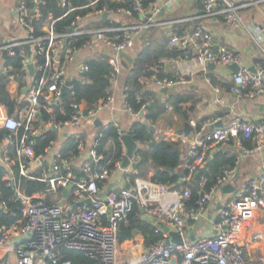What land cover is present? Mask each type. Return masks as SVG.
I'll return each mask as SVG.
<instances>
[{
    "label": "built area",
    "instance_id": "2783aa9c",
    "mask_svg": "<svg viewBox=\"0 0 264 264\" xmlns=\"http://www.w3.org/2000/svg\"><path fill=\"white\" fill-rule=\"evenodd\" d=\"M169 1L152 0L145 6L142 0H129L127 6L90 10L75 15L67 31H57L55 21L61 16L54 17L45 10L46 0H17L15 21L24 28L25 36L0 45V70L8 73V90L16 77L10 72L11 66L5 62L6 58L18 56L21 70L28 71L30 63L33 70L26 76L24 86L20 88L17 84L16 91L10 92L15 103L23 100L24 104L17 105L15 112L9 113L0 103V129L5 130L0 140L2 179L13 186L12 199L18 203L17 211L12 212L14 221L7 227L0 226V264H72L65 258L64 250L81 251L88 261L80 264H264V159L256 177L250 179L242 191L230 197L227 195L219 203L217 217L211 223L214 232L190 239L186 225L204 216V208L214 198L217 189L231 181L235 167L223 169L212 184H208L205 174L200 175L193 204H189L190 186L169 188L165 183L139 176L134 167L125 171L118 190L101 195L98 182L121 165L125 147L122 143L121 155L111 162L112 166L107 161L105 165L94 167L93 162L103 158V153L98 150L95 133L88 138L83 125L93 128L94 116L113 102V95L110 93L98 99L90 107H84L81 102L71 103L72 111L68 117L58 118L56 115L64 114L62 91L66 79L69 80L67 91L73 94L71 80L87 82V59L95 52L106 55L112 70L110 79L113 80L121 67L120 53L129 49L135 36L143 30L177 22L158 18L159 3L163 5ZM60 3L64 4L65 0ZM246 4L237 0H201V15H217L227 25L245 27L239 9ZM105 13L108 21L105 25L86 23V20L92 18V21ZM109 13L123 18L115 21L109 18ZM195 18L197 16H192L190 20ZM33 20H44L40 33H35ZM263 30L264 23L253 29L246 27L257 42L263 39ZM80 36L84 39L78 44ZM99 45L102 51H98ZM166 46L179 52L162 57L160 61L169 60L179 65L182 75L157 77L149 81L154 88L188 83L191 75L206 71L209 63L229 66L240 60L239 52L225 45H214L211 33L201 26L193 30L170 31ZM230 79L228 91L239 98L251 100L257 94H264V59L253 69L239 65L231 72ZM25 86L27 90L21 98ZM214 91H219L216 86ZM122 98L127 110L136 113L126 103L125 87ZM214 100L218 101V98ZM187 122L191 130L173 136L186 146V171L181 181L187 183L193 180L213 146L235 143L241 151L252 152L262 142L248 147L242 139H264V113L255 122L239 116L229 123L212 127L195 117ZM113 127L121 142L122 135L130 133L116 121H113ZM48 131L52 132V137H46ZM68 136L76 142L74 152H62V144ZM38 140H47V143L41 152L36 153L34 147ZM135 157L137 155L133 156V161ZM35 160L38 163L32 165ZM16 176L43 181L46 187L27 194L16 185L15 181H19ZM69 183L72 186L64 193ZM133 204L160 217L168 228L181 236V242L169 239L167 242L162 235L145 251L123 257L119 250V225ZM2 206L5 204L0 201Z\"/></svg>",
    "mask_w": 264,
    "mask_h": 264
},
{
    "label": "crops",
    "instance_id": "0c3cea01",
    "mask_svg": "<svg viewBox=\"0 0 264 264\" xmlns=\"http://www.w3.org/2000/svg\"><path fill=\"white\" fill-rule=\"evenodd\" d=\"M237 2L247 3L239 9L242 16L243 26L245 27L227 25L222 21L221 17L217 15H201L202 12H198L199 10L202 11L201 0H170L163 5L159 3L160 9L158 18L160 20H177V23L180 25L176 26L174 31L193 30L196 26L205 28L211 33L214 45H225L228 49L240 53V60L237 63L238 65L254 67L255 64L262 62L264 59V36L260 42H257L246 31V27L249 26L253 29L255 26L264 23V0H237ZM16 3L17 0H0V45L8 40L23 39L25 36L24 28L15 21ZM108 16L115 21L123 18L121 15L115 13H109ZM192 16H197V18H195L194 21H191L190 17ZM94 23L95 21L92 22V24ZM172 25H165L151 30H143L133 38L129 49L127 50L132 59L128 62L127 67H124L121 63L119 72L112 80L111 94L113 95L114 100L112 103H109L96 113L93 118V128L94 126H102L116 121L123 129H126L134 120L141 117L138 113L128 111L122 98L128 66L147 43V39L150 34L154 33L155 35H159V31H165L168 36V33L172 31ZM166 43L167 40L163 45L164 51L174 50L168 49ZM174 54H176V52ZM162 57L164 58V56H161L158 59ZM166 61L168 62L167 67L164 65V62L162 63L161 71L163 74L174 76L173 78L178 77L180 74L182 75L179 65H176L169 60ZM231 67L232 66L230 65H217L214 66L213 69H210L208 66L206 71H199L191 75V79L188 83L174 86L175 90L168 91L166 94L161 93V99L165 100L167 99V96L174 91L179 89H188V91L196 95L198 101L195 102L194 110L188 118H181L172 113V108L168 105L166 113L170 115V118L167 119L161 117L157 121L153 122V125L151 126L155 138H170L175 140L173 136L176 131L178 129H182L184 127V123L191 117H195L197 121L208 122L209 127L211 125V121L215 120L214 124L219 122H221V124H226L237 116L254 122L257 121L264 113V94H257L253 99L246 100L229 92L228 86L231 80L230 74L233 72ZM147 70L148 75L146 76L148 77H143L145 76L143 75L141 76V79L144 81L146 80L147 84H149V81L151 82L154 78H157L156 74L160 71L151 65H147ZM209 71L212 72L210 75L208 73ZM214 86L218 88V93H215ZM16 89L17 83L16 81H13L9 86V92L13 93L12 91H16ZM215 97L218 98V101L214 100ZM184 105L185 104H183V107ZM93 128L88 125H83V129L88 132L86 135L88 138H90ZM243 140L245 139H242V141ZM257 142H262V144L259 148H254L252 152L241 151L235 143H230L227 146H213L209 150L205 157L204 164L212 160H217L218 163H221L220 160L225 154L227 156L234 157L233 167H235L236 171L233 178L229 182L234 184L235 190L230 194H223L220 188L217 189L214 198L204 208V216L198 221L188 222L186 225L189 235L188 237L190 239H192L195 235H209L213 233L214 230L211 227V223L212 220L217 217L216 215L219 203L224 201L227 195L230 197L232 194L242 191L247 182L253 177H256L259 172L260 164L264 159V139L258 140L257 138H251V144L247 145L248 147H251ZM111 145L112 142L107 140L105 147L107 148ZM182 152L181 163L177 169L179 173H183L182 170L186 168L187 151L184 144ZM132 161L133 158L130 160L127 167H121V165L114 167L106 179L98 182V186L101 188V195H104L109 190H118V188L121 187L120 185L122 184L125 171H129L133 167ZM229 167L232 166L222 163L220 164L221 172L223 169ZM202 168L203 164L199 169L201 170ZM77 173L78 170L75 174ZM151 175L152 171L148 170L146 176L142 177L150 178ZM179 177L181 180L182 176L179 175ZM136 210V214L139 219L143 222H149L152 225L157 226L158 229L156 231L159 230L163 237L165 236L167 241L168 239L171 240V233L174 231L168 228L160 217L142 211L137 205ZM164 227H167V230H164ZM119 241L121 244L123 243L125 245L124 251L122 250L123 254L120 252L123 257L132 256L145 251L153 244L145 242V235L139 224L130 225L126 228L125 235L122 238L119 237ZM119 250L121 251V249Z\"/></svg>",
    "mask_w": 264,
    "mask_h": 264
},
{
    "label": "trees",
    "instance_id": "16d2710c",
    "mask_svg": "<svg viewBox=\"0 0 264 264\" xmlns=\"http://www.w3.org/2000/svg\"><path fill=\"white\" fill-rule=\"evenodd\" d=\"M93 0H65L64 4H61L57 0H46L45 10L50 11L54 17H60L55 21V29L57 31H64L71 26L75 15H83L87 11L98 9V8H116L121 5L127 6L129 0L117 1V0H96L92 5H87ZM152 0H142L143 4L146 6ZM74 7L69 10V8ZM69 10V11H68ZM90 18V17H89ZM92 19V18H91ZM86 20V23H91L95 21L93 25L102 26L108 21L102 16L95 17L94 20ZM194 21V20H191ZM190 21V22H191ZM44 20L32 21L35 27V33H40V26L43 24ZM189 22V23H190ZM171 30L174 31L176 26L180 25L175 22L172 23ZM151 30V29H150ZM159 35L154 33L148 36L147 43L143 46L142 50L137 54V56L129 64L126 76H125V93H126V103L129 104L133 111L136 113L142 112V116L139 119L134 120L129 127L126 129L131 133L134 140L140 143V146L136 149L135 160L132 166L137 168L139 176H146L148 170L152 171L150 176L151 180L160 181L168 185L169 188H180L185 185L190 186L191 196L189 198V204H193L196 199V186L198 177L205 174L208 179V184L214 183L216 177L221 173L220 164H226L228 166H233L234 160L233 156H227L226 154L222 156L221 163L217 160H212L207 163H203V168L195 174L191 182L181 181L179 177L178 167L181 163V155L183 150V144L178 140H172L170 138L160 139L155 138L151 124L161 117L170 118V115L166 113L167 106L170 105L172 108V113L178 115L181 118H188L191 116L194 110L195 102L198 98L194 93L185 90H177L170 93L167 99H161V93L155 88L147 84L141 76L148 77L147 65L154 66L160 72L157 73L156 77H170L174 76L166 75L162 73V61L158 59L161 56H170L175 52H179L178 49L174 50H163V45L166 42L168 36L167 32L159 31ZM84 39V36H80L77 39V43L80 44ZM5 62H9L11 66L10 72H13L16 77L18 87H22L26 84V76L29 73L20 69V57L16 56L14 58L5 59ZM88 71H87V82L81 83L77 79H72V89L74 93L66 91L62 94L64 114H56L57 117L66 118L70 115L72 111L71 103L81 102L84 107L92 106L98 99L105 98L112 90V79H110L111 67L107 61L106 55L104 53L95 52V54L87 59ZM209 75L212 73L208 72ZM8 83V73L1 70L0 71V103L4 104L9 113H13L16 110V106H21L24 104L23 100L15 103L7 88ZM183 104L184 107H183ZM44 115H47L44 113ZM146 120V123H144ZM93 132L98 140V150L103 153V158L99 159L96 163L93 162V166L105 165L107 161L113 162V160L118 159L121 155L123 148L122 142L118 140L115 133L113 122H110L102 126H94ZM5 130L0 129V140L4 135ZM100 134V135H99ZM52 132H47V138L52 137ZM110 140L112 145L110 147H105L106 141ZM246 146L251 144V139H245L242 141ZM47 140H38L35 144V152L39 153L42 151ZM76 151L75 140L68 136L64 143L62 144V152ZM113 165L112 163L110 164ZM171 169V170H170ZM186 168L182 170L185 173ZM2 167H0V201H3L5 206L0 207V226L7 227L14 221V216L12 212H16L18 208V203L14 201L13 186L6 184L2 179ZM78 174L76 175V177ZM19 180L16 182L18 187L22 189L25 193L31 194L34 192L42 191L46 187V183L36 179L28 178H17ZM101 184V182H100ZM51 202L52 200L49 199ZM136 206L133 204L126 218L121 221L119 225L118 236L122 238L125 235L126 228L130 225L139 224L145 235L146 243H155L158 239L162 237V233L157 229V226L152 225L149 222H143L137 217ZM128 226V227H127ZM65 258L71 260L72 264H80L87 262L88 259L83 255L81 251L78 250H64Z\"/></svg>",
    "mask_w": 264,
    "mask_h": 264
},
{
    "label": "water",
    "instance_id": "95a60500",
    "mask_svg": "<svg viewBox=\"0 0 264 264\" xmlns=\"http://www.w3.org/2000/svg\"><path fill=\"white\" fill-rule=\"evenodd\" d=\"M58 2H60V0H57ZM198 12H202L201 10H199ZM104 18L107 16L106 13L102 15ZM71 30V29H70ZM27 49V53L29 54L30 53V48L29 46L26 47ZM102 49V46L99 45L98 46V51H101ZM5 51H3V55H4ZM120 56L122 57V60H121V63L124 67H127L128 65V62L131 61V56L129 55L128 51H123L120 53ZM164 65L167 67L168 66V62L167 61H164ZM209 68L210 69H213L214 68V65L212 63H209L208 64ZM232 66V70L233 71H236L237 68H238V64L237 63H233V65H230ZM28 68H29V71L32 72L33 70V66L32 64L30 63L28 65ZM251 69H253V66L250 67ZM155 79V78H154ZM69 84V80L66 79V85L65 87L63 88V93H65L67 91V85ZM27 90V86L23 87L22 91H21V95L20 97L22 98L24 96V92ZM156 90L162 94H166L168 91H173L175 90L174 87H165V86H160V87H156ZM140 116H142V112L139 113ZM144 123H146V120H144ZM218 124H221V122L219 123H216V124H211L210 127L214 126V125H218ZM191 130V127L190 125L188 124V122L186 121L184 123V127L182 129H178L176 131V133L180 134V133H185L187 134L189 131ZM122 139V143L125 147V155L123 157V160L121 162V167H127L130 163V160L133 158L134 156V153H135V150L140 146V143L136 142L134 140V138L132 137L131 133H124L121 137ZM182 158V155L181 157ZM38 161L35 160L32 162V165H35L37 164ZM171 170V169H170ZM77 172V169L75 170V173ZM180 176L183 175V173H179ZM72 186L71 183H69L67 185V187L64 189V193H66L68 191V189ZM220 190L223 194H230L232 193L234 190H235V186L233 183H230V182H226L224 183L223 185L220 186ZM220 206V205H218ZM164 230H167V227H164ZM171 241L173 242H177V243H180L181 242V236H179L176 232H172L171 233ZM170 241V240H169ZM168 242V241H167Z\"/></svg>",
    "mask_w": 264,
    "mask_h": 264
},
{
    "label": "rangeland",
    "instance_id": "374dc122",
    "mask_svg": "<svg viewBox=\"0 0 264 264\" xmlns=\"http://www.w3.org/2000/svg\"><path fill=\"white\" fill-rule=\"evenodd\" d=\"M133 44H134V43H133ZM145 82H146V80H145ZM146 83H147V82H146ZM120 245H121V246H120ZM124 246H125V245H124L123 243L121 244V242L119 241V249H121L120 252H121L122 254H123L122 250L124 251ZM129 246H130V245H129Z\"/></svg>",
    "mask_w": 264,
    "mask_h": 264
}]
</instances>
